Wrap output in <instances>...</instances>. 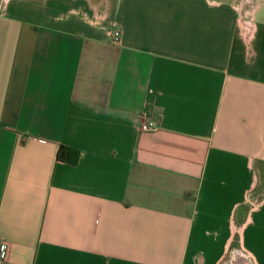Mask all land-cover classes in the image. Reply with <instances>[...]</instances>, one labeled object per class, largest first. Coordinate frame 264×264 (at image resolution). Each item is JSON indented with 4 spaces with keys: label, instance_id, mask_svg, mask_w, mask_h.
<instances>
[{
    "label": "crops",
    "instance_id": "obj_1",
    "mask_svg": "<svg viewBox=\"0 0 264 264\" xmlns=\"http://www.w3.org/2000/svg\"><path fill=\"white\" fill-rule=\"evenodd\" d=\"M242 1L0 0L1 264H264V0Z\"/></svg>",
    "mask_w": 264,
    "mask_h": 264
},
{
    "label": "built area",
    "instance_id": "obj_2",
    "mask_svg": "<svg viewBox=\"0 0 264 264\" xmlns=\"http://www.w3.org/2000/svg\"><path fill=\"white\" fill-rule=\"evenodd\" d=\"M240 2H244L242 0H239ZM243 13V17L242 21H241V27L243 29V32L247 35V36H251L252 32H253V21H252V16L251 14H246V10H242ZM119 35L120 32L119 30H112L110 31V37L112 41H117L119 39ZM156 124L154 121L152 120H145L140 124V128L143 130H147V129H152L155 128ZM6 249V244L2 243L1 244V248H0V264L3 260V255Z\"/></svg>",
    "mask_w": 264,
    "mask_h": 264
},
{
    "label": "trees",
    "instance_id": "obj_3",
    "mask_svg": "<svg viewBox=\"0 0 264 264\" xmlns=\"http://www.w3.org/2000/svg\"><path fill=\"white\" fill-rule=\"evenodd\" d=\"M79 153L80 151L77 148L61 144L57 149L56 158L68 163H76Z\"/></svg>",
    "mask_w": 264,
    "mask_h": 264
},
{
    "label": "rangeland",
    "instance_id": "obj_4",
    "mask_svg": "<svg viewBox=\"0 0 264 264\" xmlns=\"http://www.w3.org/2000/svg\"><path fill=\"white\" fill-rule=\"evenodd\" d=\"M235 262L236 264H246V260L242 258L241 254H236V256L232 257L229 264H235Z\"/></svg>",
    "mask_w": 264,
    "mask_h": 264
},
{
    "label": "flooded vegetation",
    "instance_id": "obj_5",
    "mask_svg": "<svg viewBox=\"0 0 264 264\" xmlns=\"http://www.w3.org/2000/svg\"><path fill=\"white\" fill-rule=\"evenodd\" d=\"M235 264H236V262H235Z\"/></svg>",
    "mask_w": 264,
    "mask_h": 264
}]
</instances>
